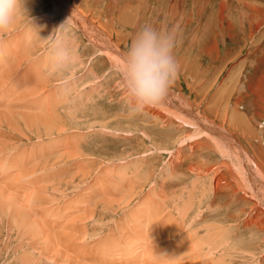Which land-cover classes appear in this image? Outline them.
Wrapping results in <instances>:
<instances>
[{"label": "rangeland", "instance_id": "rangeland-1", "mask_svg": "<svg viewBox=\"0 0 264 264\" xmlns=\"http://www.w3.org/2000/svg\"><path fill=\"white\" fill-rule=\"evenodd\" d=\"M66 1L80 24L63 8L53 11L52 0H24L14 27L0 35L3 45L28 24L36 27L25 62L14 56L0 71V264H264V104L255 91L264 24L258 30L251 25L258 13L243 11L249 8L242 0H220L227 2L226 29L215 7L219 0L203 11L187 0L177 12L165 9L166 0L162 9L159 0ZM67 20L76 61L70 72L49 74L47 38ZM146 25L174 32L178 73L159 104L130 114L117 65ZM94 40L99 47L108 44L100 49L113 57ZM16 42L13 54H25ZM40 63L45 66L38 68ZM33 70L50 83L39 84ZM24 74L40 91H18L25 102L51 95L52 103V94L67 84L60 97L65 101L56 105L58 118H51V105L38 115L23 102L4 103ZM29 225L35 228L30 234Z\"/></svg>", "mask_w": 264, "mask_h": 264}, {"label": "clouds", "instance_id": "clouds-1", "mask_svg": "<svg viewBox=\"0 0 264 264\" xmlns=\"http://www.w3.org/2000/svg\"><path fill=\"white\" fill-rule=\"evenodd\" d=\"M24 0H0V34L7 33ZM69 20V19H68ZM68 20L47 38L49 64L53 72H70L76 57L65 34ZM176 37L173 31L157 29L151 25L142 27L135 34L128 49L122 54L117 71L122 79L125 103L130 114L159 104L168 94L178 73L174 49Z\"/></svg>", "mask_w": 264, "mask_h": 264}, {"label": "bare ground", "instance_id": "bare-ground-1", "mask_svg": "<svg viewBox=\"0 0 264 264\" xmlns=\"http://www.w3.org/2000/svg\"><path fill=\"white\" fill-rule=\"evenodd\" d=\"M144 1V0H143ZM148 1V0H147ZM163 1L164 0H159V3H158V5H159V9H162L163 8V6L165 5L164 3H163ZM185 1H187V0H166V2H168V6L165 8L166 10H169V11H176L177 12V9L179 8V6L181 5V3H183V2H185ZM192 1V0H191ZM203 1H205V0H194L193 1V3H194V7L195 8H197V10L196 11H198V10H201V11H203L202 9L207 5V3H211V1L210 0H206L205 1V3H204V5H203ZM217 1V0H216ZM224 1V0H223ZM223 1H221L220 2V0H219V3H218V6H215V7H217V9L218 10H220L221 12H219L220 14H221V16H220V20H219V22H220V26H222L223 24H224V20H225V15L227 14H225V11H226V7H227V2H223ZM226 1H229V0H226ZM115 2V1H114ZM158 2V1H157ZM237 2H238V0H237ZM242 2L244 3V6H247L248 8H249V10L248 9H243V11H246V12H252V13H258V15L256 16V17H254V19L255 20H253V23L251 24L255 29H257L258 30V28H260V26L261 25H263L264 24V5H263V3H264V0H242ZM52 3H53V7H54V9H53V11H55V10H58L59 8H63V9H65L66 11H68V13H69V15H71V17H70V20H72L75 24H80L79 22H78V11H76V9L74 10L73 8H71L70 7V4H69V2H67L66 0H52ZM192 3V4H193ZM151 5V4H150ZM149 5V6H150ZM154 5V4H153ZM157 5V4H156ZM182 6V5H181ZM184 6V5H183ZM186 6V5H185ZM193 6V5H192ZM242 6V5H241ZM193 7V8H194ZM213 7V6H212ZM189 8V7H188ZM130 9V8H129ZM184 9V8H183ZM23 10V9H22ZM60 10V9H59ZM83 10V9H82ZM120 10V9H119ZM187 10V9H186ZM217 10V11H218ZM181 11V10H180ZM144 12V11H143ZM228 12V11H227ZM67 13V14H68ZM135 13V12H134ZM183 13V12H182ZM186 13V12H185ZM197 14H198V12H197ZM241 14V13H240ZM249 14V13H248ZM183 15V14H182ZM201 15V14H200ZM247 15V14H246ZM253 15V14H252ZM251 15V16H252ZM84 16V15H83ZM227 16V15H226ZM245 15H243V17H244ZM248 16H250V15H248ZM23 18V17H22ZM190 18V17H189ZM183 19H184V17H183ZM191 19V18H190ZM245 19V18H244ZM16 20V19H15ZM19 20V19H18ZM82 20H84L83 18H82ZM85 21V20H84ZM243 21V20H242ZM252 21V20H251ZM139 22V21H138ZM15 23V22H14ZM86 23V22H85ZM88 23V22H87ZM90 23V22H89ZM244 23V22H243ZM249 23H250V21H249ZM228 24V23H227ZM242 24V23H241ZM23 25V24H22ZM32 25H34V24H32ZM32 25H30V24H28L27 25V27L24 29V30H20V33H16V36H15V34H14V37H12V39L10 40V42L8 41V43H3V45H0V47H2L3 46V48H2V50H4V56L3 55H1V63H0V71L2 70V68H6V67H8V66H10V60H12L13 58H14V56L18 59V63H23V62H25V59H26V57L28 56V54L32 51V42H33V40H36L35 39V33H33V28H36L35 26L32 28L31 26ZM203 25V24H202ZM90 26V25H89ZM229 26V25H228ZM245 26V25H244ZM14 27V26H13ZM177 27V26H176ZM223 27V26H222ZM230 27V26H229ZM96 28V27H95ZM223 28H226L227 29V27H223ZM240 28V27H239ZM249 28V27H248ZM235 29V28H234ZM242 29V28H241ZM245 29V28H244ZM247 29V28H246ZM29 30V31H28ZM11 31V30H10ZM242 31V30H241ZM247 31V30H246ZM251 31H253V30H251ZM36 32V31H35ZM244 33H245V31H243ZM250 33V32H249ZM264 33V32H263ZM38 34V33H37ZM90 34V33H89ZM88 34V35H89ZM1 35V34H0ZM262 35V34H261ZM12 36V35H11ZM15 37L18 39V37L20 38V41H21V43H22V48H23V51L25 52V54H23V55H21V56H19L18 54V52L17 51H15V52H17V53H15V54H13L14 52H12L13 51V44L16 42V40H15ZM91 37V36H90ZM246 37V36H245ZM261 36H259V38H260ZM101 38V37H100ZM215 38V37H214ZM264 38V37H263ZM94 39V38H93ZM252 39V38H251ZM258 39V38H257ZM74 40V39H73ZM254 40V39H253ZM7 41V40H6ZM18 41V40H17ZM216 41V40H215ZM93 44H95V45H97L95 42V40H94V42L93 41H91ZM102 42V41H101ZM17 43V42H16ZM19 43V42H18ZM17 43V44H18ZM21 43H19L18 45H20ZM36 43V42H35ZM215 43V42H214ZM1 44V43H0ZM99 44H100V47H99V45H97L98 47H99V50H101L102 52L104 51V52H107V53H110L111 54V52H109V51H106L105 49H100L102 46L101 45H103L102 43H100L99 42ZM105 44V43H104ZM256 44V43H255ZM259 44V43H258ZM108 44H105V45H103V46H107ZM257 45V44H256ZM17 45H14V47L15 48H17L16 47ZM34 46H35V44H34ZM36 47V46H35ZM261 47V46H260ZM8 48V49H7ZM21 48V49H22ZM102 48H104V47H102ZM263 48V47H262ZM261 48V49H262ZM18 49L20 50V48H19V46H18ZM110 49H113V47L110 45ZM260 49V48H259ZM261 49H260V51H261ZM15 50V49H14ZM109 50V49H108ZM258 50V49H257ZM1 51V50H0ZM22 51V52H23ZM259 51V52H260ZM264 51V50H263ZM46 52V51H45ZM254 52V51H253ZM256 52V51H255ZM20 53H21V51H20ZM47 53V54H46ZM45 54L46 55H49V51L48 52H46ZM106 53V54H107ZM113 53V52H112ZM114 54V53H113ZM251 54V53H250ZM254 54V53H253ZM260 55V54H259ZM26 56V57H25ZM110 56H112V54L110 55ZM217 56V55H216ZM253 56V55H252ZM251 56V57H252ZM255 56V55H254ZM38 57V56H37ZM113 57V56H112ZM43 59H44V57H43ZM257 59V62L256 63H258L257 64V70H258V77H257V80H256V84H255V91H256V94H257V98L264 104V52H262L261 53V55H260V57H258V58H256ZM39 61H42V59L41 58H39L38 59ZM250 60V59H249ZM248 60V61H249ZM252 60V59H251ZM254 60V59H253ZM16 61V60H15ZM247 61V60H246ZM255 61V60H254ZM8 62V63H7ZM14 62V61H13ZM251 63V62H250ZM242 64V63H241ZM45 66V63H40L39 65H38V68H41V67H44ZM244 66V65H243ZM34 67V66H33ZM37 67V66H36ZM46 67H48V72L47 73H49V71H50V73L49 74H51V73H53V71L52 70H50L51 68H50V64H49V58H48V60H47V66ZM45 67V68H46ZM242 67V66H241ZM33 69V68H32ZM256 69V68H255ZM37 71V70H36ZM36 71L35 70H33V73H34V76L36 75V77H35V79L36 80H38L39 81V84H45V82L46 83H50V81L51 80H49V79H46V78H44L43 76V73L42 74H40V72L38 73V71H37V73H36ZM52 71V72H51ZM43 72V71H42ZM45 72V71H44ZM46 74V73H45ZM257 74V73H256ZM41 75H43V76H41ZM48 75V74H47ZM6 77H8V76H6ZM49 77H51V76H49ZM48 77V78H49ZM49 80V81H48ZM48 81V82H47ZM68 83V82H67ZM72 83H74V82H72ZM121 83V82H120ZM65 85V84H64ZM61 86L60 88H61V90L60 91H57V93L55 94V93H53L52 94V97H51V100H52V103H51V101H50V96L51 95H46V99L44 100V99H42L41 101H39V102H37V103H30V102H25V101H23L19 96H18V91H20V90H23V91H25V93H26V95H28V96H30V95H33V94H35V93H37V92H40L39 91V89H37V87L38 86H35L36 88H33V86L28 82V80H27V77H26V75L24 74L23 76H21L20 77V83H19V87H10L8 90H7V92H6V94L4 95V97H3V101H4V103H6V104H9V105H12V103H17V102H23L22 103V106L23 105H25L24 106V108H26V109H30L31 111H30V113H32V111H37L40 107H43V109H44V111H45V108H47L48 107V105H51V111H52V117L51 118H53V115L54 114H56V105H58L61 101H65V98H60L61 96H62V94H64V97H65V93L67 92V91H64V89H66V88H68L67 87V84H66V86ZM73 86H75V85H73ZM42 87V86H41ZM40 87V88H41ZM45 87H47V86H45ZM76 87V86H75ZM75 87H74V89H75ZM44 89V88H43ZM251 90V89H250ZM72 91V90H71ZM73 92V91H72ZM71 92V93H72ZM59 93H60V95H59ZM70 93V92H69ZM67 94V93H66ZM70 95H72V94H70ZM89 95V94H88ZM67 96V95H66ZM73 96V95H72ZM71 96V97H72ZM68 97H69V94H68ZM71 99V98H70ZM72 100H74V99H72ZM78 100V99H77ZM77 100H75V101H77ZM68 101H70V100H68V98H67V102ZM66 102V103H67ZM78 102V101H77ZM180 102V101H179ZM76 103V102H75ZM16 105H18V104H16ZM74 105H76V104H74ZM70 106V105H69ZM68 106V107H69ZM190 106V105H189ZM16 107V106H15ZM186 107V106H185ZM74 108H75V106H74ZM18 109V108H17ZM41 109V108H40ZM53 109V110H52ZM70 109V108H69ZM24 110V109H23ZM171 110V109H170ZM185 110V109H184ZM28 111V110H27ZM44 111H42V113L44 112ZM55 113H54V112ZM150 111V110H149ZM173 111V110H172ZM176 111V110H175ZM186 112V111H185ZM35 113H37L38 114V111L37 112H35ZM45 113V112H44ZM180 112H178V114H179ZM188 113V112H187ZM40 114V113H39ZM38 114V115H39ZM189 114V113H188ZM45 115H47L46 113H45ZM56 115H58V114H56ZM56 115H54V116H56ZM181 115V114H180ZM179 115V116H180ZM22 116H24V115H22ZM30 116V115H29ZM43 116H44V114H43ZM59 116V115H58ZM47 117H50V116H47ZM182 117H183V115H182ZM201 117V116H200ZM27 118H29L28 116L26 117V115H25V119H27ZM32 118V117H31ZM30 118V119H31ZM41 118V117H40ZM40 118H35V119H40ZM50 118V119H51ZM56 118H58L57 116H56ZM30 119H28V121H30ZM47 119H49V118H47ZM54 119V118H53ZM61 118H59L58 120H60ZM202 120H203V118H201ZM205 119V118H204ZM34 120V119H33ZM56 120V119H55ZM182 120V119H181ZM189 121H190V119H188ZM207 120H209V119H207ZM42 120H40L39 122H41ZM45 121H46V119H45ZM193 121V120H192ZM31 123H32V120L30 121ZM53 122V121H52ZM55 122V121H54ZM58 122V121H57ZM56 122V123H57ZM67 122V121H66ZM184 122V121H183ZM194 122V121H193ZM204 122H205V120H204ZM207 122V121H206ZM1 123V122H0ZM34 123H35V121H34ZM56 123H54V124H56ZM63 123V122H62ZM191 123V122H190ZM195 123V122H194ZM202 123H203V121H202ZM40 124V123H39ZM43 124H44V126L46 125L44 122H43ZM58 124V123H57ZM57 124L54 126L56 129H57ZM193 124V123H192ZM35 125V124H34ZM48 125H49V123H48ZM48 125H47V127H48ZM205 125V124H204ZM42 127L41 126V128H45V127ZM52 126H53V123H52ZM216 126V125H215ZM40 127V126H39ZM38 127V128H39ZM45 128L46 130H48V132H49V129L48 128ZM49 127H50V129L52 128L51 127V125H49ZM208 127H210L209 125H208ZM213 127V126H212ZM217 127V126H216ZM216 127L214 128V129H216ZM40 128V129H41ZM55 128H54V130H55ZM63 128V127H62ZM61 128V129H62ZM199 128V127H198ZM202 129V128H201ZM54 130H53V132H54ZM62 130H64V129H62ZM66 130V129H65ZM204 130H206V129H204ZM227 130V129H226ZM41 131H43L42 129H41ZM45 132V131H44ZM58 132V131H57ZM205 133L207 132V131H204ZM227 133V132H226ZM49 134V133H48ZM82 135V134H81ZM80 135V136H81ZM197 135V134H196ZM202 135V134H201ZM214 136V135H213ZM216 136V135H215ZM224 136H225V134H224ZM233 136V135H232ZM195 137V136H194ZM221 137V136H220ZM226 137V136H225ZM214 138V137H213ZM227 138V137H226ZM75 140V139H74ZM231 140V139H230ZM237 140V139H236ZM79 141V140H78ZM211 141V140H210ZM222 143H223V141H222ZM233 144V143H232ZM219 146H220V144H218ZM61 146H62V143H61ZM61 146H59V148L61 147ZM225 147V146H224ZM220 148V147H219ZM221 148H223V146L221 147ZM220 148V149H221ZM222 151V150H221ZM226 151V150H225ZM224 151V152H225ZM228 151V150H227ZM227 153V152H226ZM224 154V153H223ZM231 154V153H230ZM225 155V154H224ZM69 156H71V155H69ZM234 156V155H233ZM2 161V160H1ZM12 161V160H11ZM14 162V161H13ZM89 162V161H88ZM92 162V161H91ZM243 162H244V160H243ZM15 163V162H14ZM253 163V162H252ZM1 165H2V163H0ZM18 163L16 162V165H17ZM235 164V163H234ZM237 164V163H236ZM9 165L11 166L12 165V163L10 162L9 163ZM3 167H4V165H2ZM13 166V165H12ZM15 166V165H14ZM252 167V166H251ZM9 168V167H8ZM89 168V167H88ZM90 169V168H89ZM123 169H125V168H123ZM123 169H120L121 171H123ZM254 169V168H253ZM113 170V169H112ZM116 170V169H115ZM127 170V169H126ZM125 170V171H126ZM132 170V169H131ZM169 170V169H168ZM110 171V170H109ZM121 171H118V173H120ZM122 173H124V172H122ZM133 173V172H132ZM244 173V172H243ZM255 172H251V174H254ZM113 174V173H112ZM119 175V174H118ZM120 175L122 176V174L120 173ZM128 176V175H127ZM141 176V175H140ZM245 176H246V174H245ZM255 176V175H254ZM256 177H258V176H256ZM24 178H26V177H24ZM28 179V178H27ZM122 179V178H121ZM142 179V178H141ZM145 179V178H144ZM137 180V179H136ZM135 180V181H136ZM148 180H149V178H148ZM31 181V180H30ZM132 181V180H131ZM146 181V180H145ZM262 181V180H261ZM117 183V182H116ZM252 184V183H251ZM253 185V184H252ZM153 186V185H152ZM250 186V185H249ZM115 188V187H114ZM48 188L46 187V190H47ZM100 189V188H99ZM45 190V189H44ZM45 190V191H46ZM57 190V189H56ZM98 190V189H97ZM126 190V189H125ZM41 191H43V190H41ZM0 193H1V191H0ZM3 193V192H2ZM32 193H34V192H32ZM108 193V192H107ZM155 193H156V191H155ZM37 195H38V193H36ZM11 195V194H10ZM13 196H14V194H12ZM11 195V196H12ZM16 195V197H19L20 198V196H17V194H15ZM33 195V194H32ZM40 195V194H39ZM42 195V194H41ZM4 196V195H3ZM8 196H9V194H8ZM16 197H14V198H16ZM33 197L35 198V195H33ZM41 197V196H40ZM44 196L42 195V197H41V199H44L43 201H48L49 202V199L51 200V198H46V196H45V198H43ZM10 198V197H9ZM13 197H11V199H12ZM28 198H30V197H28ZM32 198V197H31ZM34 198L33 199H30V200H34ZM36 198H39V197H36ZM102 198V197H101ZM167 198V197H166ZM176 198V197H175ZM5 199H7L6 197H5ZM22 199V198H21ZM46 199H48V200H46ZM122 200H123V198H122ZM8 201H9V199H8ZM13 201V200H12ZM15 201V200H14ZM18 201V200H17ZM21 201V200H20ZM39 201H42V200H39ZM42 201V202H43ZM162 201V200H161ZM2 202H3V200H2V197H1V204H2ZM24 202V201H23ZM22 202V203H23ZM31 202V201H30ZM47 202V203H48ZM11 203V202H10ZM16 203H18V202H16ZM15 203V204H16ZM21 203V202H20ZM41 202H39V205H42V204H40ZM145 203V202H144ZM1 204H0V206H1ZM13 204V203H12ZM25 204V203H24ZM17 205V204H16ZM176 205V204H175ZM185 205V203L183 204V206ZM186 205H188V204H186ZM3 206H5V205H3ZM6 206H7V203H6ZM14 206V205H13ZM22 206V205H21ZM20 206V207H21ZM174 206V205H173ZM183 206H181L182 208H183ZM8 207V206H7ZM18 207V209H17V211H19L20 213H22L23 215H25L24 214V211L25 212H27V210H28V208H26L25 209V207H26V205H25V207H21V208H23L24 209V211H20L19 210V206H17ZM17 207H15V209L17 208ZM32 207V206H31ZM179 207V206H178ZM185 207V206H184ZM187 207V206H186ZM0 208H2V206L0 207ZM9 209V208H8ZM12 209V206H10V209H9V211ZM15 209H14V211H15ZM95 210V209H94ZM179 210H180V208H179ZM182 210V209H181ZM184 211L186 210V208L185 209H183ZM0 211H1V209H0ZM3 211V210H2ZM6 211V210H5ZM13 211V210H12ZM14 211H13V213H14ZM183 211V212H184ZM16 212V211H15ZM30 212V211H29ZM180 212H182V211H180ZM2 213V212H1ZM8 213V212H7ZM11 213V212H10ZM31 213V212H30ZM189 213V212H188ZM94 214V213H93ZM92 214V215H93ZM183 214V213H182ZM16 215V214H15ZM23 215H20V217L21 216H23ZM29 215V214H28ZM31 215V214H30ZM91 215V216H92ZM186 215H187V212H186ZM6 217V216H5ZM19 217V216H18ZM17 217V219L18 220H20L21 218H23V217H21L20 219ZM25 218L27 217V216H24ZM86 217V216H85ZM90 217V216H89ZM181 217V216H180ZM187 217V216H186ZM13 218H14V216H13ZM29 218H31L32 219V217L30 216ZM87 218V217H86ZM91 218V217H90ZM78 219V218H77ZM76 219V220H77ZM82 219V218H81ZM83 219H85L84 217H83ZM89 219V218H88ZM9 220H11V219H9ZM13 220V219H12ZM30 220V219H29ZM35 219H33V221H34ZM192 220V219H191ZM21 221H22V219H21ZM182 221H184V220H182ZM13 222H14V220H13ZM23 223H25V222H27V221H25L24 220V218H23V221H22ZM31 222V221H30ZM36 220L34 221V224H36ZM23 223H22V225H23ZM38 223V222H37ZM19 224H21L20 223V221H19ZM31 224H32V222H31ZM41 224V223H40ZM45 224V223H44ZM144 224V223H143ZM143 224H141V225H143ZM25 225V224H24ZM23 225V226H24ZM27 225V224H26ZM181 225V224H180ZM208 225V224H207ZM21 226V225H20ZM29 226H31L29 229H28V234H30L31 232H29V230L32 228V229H35V228H37L38 229V231H39V225L37 224L36 226L37 227H35V228H33L32 227V225H29ZM35 226V225H34ZM41 226V225H40ZM46 226H48V225H46ZM22 227V226H21ZM25 227V226H24ZM59 227H61V226H59ZM213 227V226H212ZM183 229V228H182ZM40 230L42 231V228H40ZM83 230V229H82ZM174 230V229H173ZM181 230V229H180ZM217 230V229H216ZM219 230H223V229H219ZM219 230H218V232H219ZM32 231V230H31ZM33 231H35V230H33ZM38 231H35V232H37L36 233V235L38 234L39 235V232ZM142 231V230H141ZM209 231V230H208ZM226 231V230H225ZM43 232V231H42ZM82 233H83V231H81ZM86 232V231H85ZM187 232V231H186ZM196 232V231H195ZM172 233V232H171ZM183 233V232H182ZM188 233V232H187ZM211 233V232H210ZM209 233V234H210ZM43 234H44V232H43ZM142 234H143V232H142ZM32 235L33 236H35V238H36V235H34L33 234V232H32ZM63 235V234H62ZM74 235H76V234H74ZM86 236V234L84 233L83 234V236ZM196 236H195V238L197 237V234H195ZM221 235V234H220ZM40 236V235H39ZM39 236H37V237H39ZM53 236H54V234H53ZM72 236L73 235H70L69 237H71V239H72ZM125 235H123V237H124ZM175 236V235H174ZM189 236H191L190 234H189ZM205 236V235H204ZM44 237V236H43ZM65 237V236H64ZM67 237V236H66ZM68 237V238H69ZM81 237V236H80ZM141 237V236H140ZM210 237H211V235H210ZM209 237V238H210ZM213 237V236H212ZM52 238V237H51ZM56 238V237H55ZM74 238V237H73ZM137 238V237H136ZM41 239V238H40ZM39 239V240H40ZM43 239H45V238H43ZM57 239V238H56ZM90 239V238H89ZM111 239L112 238H110V241H111ZM199 239H201V236H200V238ZM207 239V238H206ZM37 240V239H36ZM42 240V239H41ZM67 240V239H66ZM80 240V239H79ZM113 241H114V243H115V245L117 246L118 244L115 242V239H112ZM126 240V239H125ZM228 240H229V238H228ZM34 241V240H33ZM38 241V240H37ZM46 242H47V240H45ZM45 241H44V244H45ZM50 241V240H49ZM52 241V240H51ZM56 241V240H55ZM196 241V240H195ZM201 241V240H200ZM41 242V241H40ZM40 242H38V243H40ZM107 242H109V241H107ZM143 242V241H142ZM198 242H199V240H198ZM206 242V241H205ZM209 242V241H208ZM52 243V242H51ZM111 243V242H110ZM138 243H140V241L138 242ZM195 242L193 241V244H194ZM196 243H197V241H196ZM210 243V242H209ZM43 244V245H44ZM49 244H50V242H49ZM48 244V245H49ZM132 244V242L130 241V245ZM141 244V243H140ZM189 244H191L190 242H189ZM188 244V245H189ZM192 244V245H193ZM33 245V244H32ZM31 245V246H32ZM52 245V244H51ZM195 245V244H194ZM201 245V244H200ZM229 245V244H228ZM34 246V245H33ZM42 246V245H41ZM179 246V245H178ZM177 246V247H178ZM214 246V245H213ZM131 247V246H130ZM180 247V246H179ZM192 247V246H191ZM194 247V246H193ZM228 247V246H227ZM54 251L56 250V248L57 249H59L58 247H56V245H54ZM45 249V248H44ZM50 248H48L47 247V250H49ZM132 249V248H131ZM188 249H190L191 250V248H188ZM195 249V248H194ZM50 250H52V249H50ZM60 250H61V248H60ZM157 250V249H156ZM173 250L175 251V253H177L176 251L177 250H175V247L173 248ZM182 250V252H184L185 253V250H183V249H181ZM40 251V250H39ZM46 251V250H45ZM132 251V250H131ZM174 251H173V253H174ZM192 251V250H191ZM207 251H209V250H207ZM42 252H44V251H42ZM47 252V251H46ZM58 252V250H56V253ZM60 252V251H59ZM59 252H58V255L57 256H59ZM211 252V251H210ZM50 253V252H49ZM126 253V252H125ZM190 253V252H189ZM213 253V252H212ZM23 254V253H22ZM29 255H30V253H28ZM41 254V253H40ZM44 255L45 254H47V253H43ZM53 254V253H52ZM130 254V253H129ZM32 255V254H31ZM35 255V254H34ZM179 255H180V253H179ZM183 255H185V254H183ZM28 255H26L25 257H27ZM129 256V255H128ZM131 256V255H130ZM181 256V255H180ZM24 257V256H23ZM23 257H21V258H23ZM31 257V256H30ZM174 257V256H173ZM175 257H176V254H175ZM28 258V257H27ZM40 258V257H39ZM59 258H61L60 256H59ZM70 258V257H69ZM182 258V257H181ZM30 260V259H29ZM58 260V259H57ZM56 260V261H57ZM62 260H64V259H62ZM130 260V259H129ZM69 261V260H68ZM173 261V260H172ZM134 262H135V258H134ZM137 262V261H136ZM217 262V261H216ZM52 263V262H51ZM79 263V262H78ZM80 263H82V262H80ZM23 264V263H22ZM68 264V263H67Z\"/></svg>", "mask_w": 264, "mask_h": 264}]
</instances>
